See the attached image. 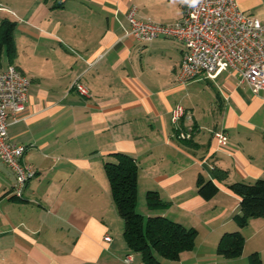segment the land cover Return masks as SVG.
I'll list each match as a JSON object with an SVG mask.
<instances>
[{"label":"crops","instance_id":"crops-1","mask_svg":"<svg viewBox=\"0 0 264 264\" xmlns=\"http://www.w3.org/2000/svg\"><path fill=\"white\" fill-rule=\"evenodd\" d=\"M11 1L0 0L6 10L0 13L15 18L16 48L20 36L38 56V69L15 61L35 80L24 119L10 125L8 135L27 147L23 161L36 176L24 200L14 201L15 173L0 160V264H144L125 240L106 176L105 164L115 162L116 153L138 164V199L155 191L169 203L165 209H137L140 214L199 231L194 250L165 264H249L253 253L264 264V247L247 248L249 227L257 226V235L264 232V219L240 229L234 219L240 200L227 189L264 179V91L255 94L238 73L226 70L215 79L191 81L197 87L191 94L177 81L182 44L128 36L132 6L139 19L173 24L182 19L186 0H62L63 7H56L57 0ZM236 1L246 16L264 23V0ZM76 81L89 97L71 88ZM178 105L185 109L180 129L173 122ZM258 115L261 122L255 121ZM216 132L228 136L226 147L218 146ZM215 167L229 177L215 181L220 192L205 201L197 180L201 174L213 179ZM212 202L217 207L209 210ZM240 230L243 255L220 256L222 236Z\"/></svg>","mask_w":264,"mask_h":264},{"label":"built area","instance_id":"built-area-1","mask_svg":"<svg viewBox=\"0 0 264 264\" xmlns=\"http://www.w3.org/2000/svg\"><path fill=\"white\" fill-rule=\"evenodd\" d=\"M0 11L6 10L0 5ZM137 14L136 6L126 14L129 37L143 43L169 38L184 46L177 78L180 85L186 86L200 76L215 79L227 70L238 73L240 83L247 84L255 94L264 91V23L246 16L236 0H186L182 19L173 24L139 19ZM30 85L16 65H0V160L15 173L10 196L18 199L24 198L26 187L36 172L23 161L27 147L12 143L8 129L24 119ZM71 88L80 96H90L89 90L79 81ZM184 116V107L178 105L173 111V122L179 129L178 124ZM180 137L190 136L182 133ZM215 139L219 147L228 145L224 132H216ZM105 240L110 242L112 238ZM125 261L131 263L133 258L128 256Z\"/></svg>","mask_w":264,"mask_h":264},{"label":"trees","instance_id":"trees-1","mask_svg":"<svg viewBox=\"0 0 264 264\" xmlns=\"http://www.w3.org/2000/svg\"><path fill=\"white\" fill-rule=\"evenodd\" d=\"M57 0L56 7H63ZM17 24L8 18L0 21V52L6 47L9 65H15L17 48L14 34ZM1 65V62H0ZM115 162H106L105 171L110 184L112 199L124 221V237L133 253L140 254L144 264H165V260L179 261L183 252L194 250L199 236L195 228L163 216L144 217L137 210L139 197V167L133 157L124 153L113 155ZM213 179L202 174L197 180L198 194L205 200L214 199L220 192L215 181L228 180L229 173L213 168ZM227 189L240 200V213L234 219L240 229L249 225L251 219H264V179L247 184L236 182ZM14 201H23L11 197ZM168 202L162 200L155 191L147 193V206L150 209L166 208ZM245 237L240 231L225 233L218 244V254L226 259H236L243 255ZM249 264H262L257 253L249 257Z\"/></svg>","mask_w":264,"mask_h":264},{"label":"rangeland","instance_id":"rangeland-1","mask_svg":"<svg viewBox=\"0 0 264 264\" xmlns=\"http://www.w3.org/2000/svg\"><path fill=\"white\" fill-rule=\"evenodd\" d=\"M6 1V2H5ZM4 3H8L5 5H11L12 1L11 0H4ZM10 3V4H9ZM11 7V6H9ZM13 7V6H12ZM9 17L11 21H13L15 18L9 14H6L4 12L0 13V18L1 17ZM19 33H17L18 35ZM25 41H23V39H21V37H18V44H19V49L17 48V57H16V61L19 65H22L23 67L27 68L28 66L34 70L37 71L38 67H37V63H38V56L35 57V54H33V51L30 50L31 48L26 49L25 48ZM19 57V58H18ZM0 59H1V64L6 66V61H7V52H6V47L3 48V50L0 52ZM20 59V61L18 62V60ZM21 62V63H20ZM27 79L32 82V84H34L33 79L35 80V76H30V74L27 76ZM190 82L187 84V88H188V92H190L192 94V92H195L194 88H197L195 85L196 83H192L191 85H189ZM202 86H205V83L202 82L201 83ZM201 89H203V87H200ZM187 91H184V94H186ZM260 114H264V108L262 109V112H260ZM260 115H258V117L255 119L256 122H261V119L259 118ZM223 201V200H222ZM217 204V202H212L208 205L209 210H213L215 209L217 206H215ZM227 204H229L230 206L232 205V199H228L227 200ZM137 209L140 211L142 209H144V211H147L149 209H147V194H145L143 192L141 199H138V203H137ZM258 227L255 225H251V227H249V230L247 231V237H248V245L247 248H252V247H264V232H259V234L257 235L256 231H257ZM256 233V234H255ZM246 241V238H245ZM246 243V242H245Z\"/></svg>","mask_w":264,"mask_h":264}]
</instances>
